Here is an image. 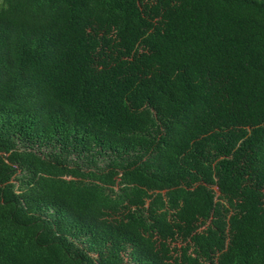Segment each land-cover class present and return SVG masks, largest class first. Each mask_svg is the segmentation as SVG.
Segmentation results:
<instances>
[{"label":"trees","instance_id":"1","mask_svg":"<svg viewBox=\"0 0 264 264\" xmlns=\"http://www.w3.org/2000/svg\"><path fill=\"white\" fill-rule=\"evenodd\" d=\"M0 264H264V0H0Z\"/></svg>","mask_w":264,"mask_h":264}]
</instances>
